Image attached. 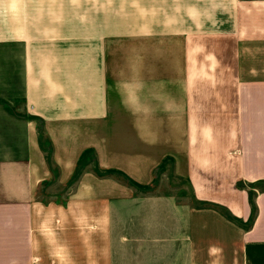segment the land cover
<instances>
[{"label":"crops","instance_id":"1","mask_svg":"<svg viewBox=\"0 0 264 264\" xmlns=\"http://www.w3.org/2000/svg\"><path fill=\"white\" fill-rule=\"evenodd\" d=\"M0 72V264H205L214 207L264 264V0H0ZM86 156L110 174L80 168L43 221L38 184ZM164 160L205 205L189 227L134 191Z\"/></svg>","mask_w":264,"mask_h":264},{"label":"rangeland","instance_id":"2","mask_svg":"<svg viewBox=\"0 0 264 264\" xmlns=\"http://www.w3.org/2000/svg\"><path fill=\"white\" fill-rule=\"evenodd\" d=\"M17 66V65H15ZM18 72V70H16ZM3 76L0 72V78ZM90 157L86 156V159L81 161L80 163L75 164L74 170H73V176L70 178V180L66 181V184L64 185L62 182H60L57 179V173L54 166L50 167V178L48 180L42 181L37 186V199L39 200V203L41 204H56L60 210H58L57 213H51L49 211H42L41 212V219L43 221L52 220L55 221V217L60 219H65L66 215H68V212H65V200L68 197V194L74 189L73 187L76 185V182L78 181V176L80 171V168H88L93 170L94 172L102 173V174H110L109 172H100V170H96L94 168V164L90 159L89 162H86V160H89ZM157 168L156 172L153 175L152 180L150 181V184L148 185H142L136 186L132 184L130 180L126 177H122L118 175V180L120 184L128 185L130 187L135 188L136 194H142V193H148L150 192L152 195H166L170 196L172 200L176 203L179 207H184L185 215H186V223L185 227H189V212H192L194 214L196 208L200 207L203 208L204 206L197 202L193 197L191 196V193L189 192V186L186 184V181L183 177L178 176L171 167L167 166L168 162H161ZM114 173V172H113ZM261 187H264V184H259ZM178 207V209H180ZM166 208V205H161L158 207L153 208V213L158 212V210L164 211ZM122 211H127V209H122ZM121 212V209H120ZM170 214H172V209H169ZM216 212H218L216 210ZM221 213V212H218ZM122 214V212L120 213ZM222 214V213H221ZM224 217L225 215L222 214ZM198 214L193 215V218L197 221L201 220V217H198ZM225 220L229 219L227 217L224 218ZM223 221L220 223H217L215 225L214 223H211L209 218L204 219L203 222V228L206 227L205 232L211 231L212 229L217 228L220 224L221 234L230 242L229 246H220V248H213L208 249V251H205L204 254V260L205 264H241L240 259V245H239V228L237 226V223L234 222H228ZM194 221V220H193ZM173 220H171L170 223H172ZM197 228V225H196ZM217 231V230H216ZM46 232V235H52V234H58V235H67L69 233V228H55L51 231H43ZM211 240V236L209 235L207 240ZM219 242H216L218 244ZM213 254V256H212Z\"/></svg>","mask_w":264,"mask_h":264},{"label":"trees","instance_id":"3","mask_svg":"<svg viewBox=\"0 0 264 264\" xmlns=\"http://www.w3.org/2000/svg\"><path fill=\"white\" fill-rule=\"evenodd\" d=\"M259 184H264V183H256V184H252V185H249V187L257 188V189H259V190L264 189V187H263V186L261 187V185H259ZM240 186H241V185H240ZM250 195H251V191L249 190V192H248V197H249V201H250V205H251V210L253 211L254 206H253V203H252V200H251ZM214 209H216L218 212H221L222 214H224L225 217H227L229 220H233V218H232L228 213H226L222 208H220V207H219V208H218V207H214ZM251 219H252V215H251V218L249 219V221L247 222V224H245V225L243 226V228H247L248 226H250Z\"/></svg>","mask_w":264,"mask_h":264}]
</instances>
